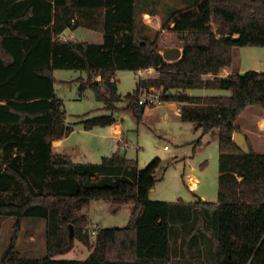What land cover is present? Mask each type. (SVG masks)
I'll list each match as a JSON object with an SVG mask.
<instances>
[{
	"label": "trees",
	"instance_id": "1",
	"mask_svg": "<svg viewBox=\"0 0 264 264\" xmlns=\"http://www.w3.org/2000/svg\"><path fill=\"white\" fill-rule=\"evenodd\" d=\"M137 2L0 0V217L16 219L2 264H170V230L177 213L187 216L182 210L173 215L175 203L151 200L158 158L141 170L119 150L99 164L76 163L71 155L54 151L53 142L74 130L63 119V103L55 94L56 69L87 71L81 90L91 88L110 112L125 101L123 109L133 111L139 122L146 110L139 105L145 89L231 91L230 96L163 97L180 103V119L202 125L204 135L218 130L219 201L201 202L205 214L196 206L192 230L208 215L215 224L217 211L218 232L212 237L217 264H264V153L249 140L251 153L233 142L234 133L242 132L237 123L243 113L252 107L264 110V72L219 76L232 66L236 48L264 47V0H184L185 7L171 9L162 29L173 24L176 46L183 48L182 59L175 62L166 61L157 38L139 26ZM78 28L103 33V42L57 39ZM148 68L158 76L140 79L123 99L116 72ZM93 73L101 79L93 80ZM80 122L91 130L112 126L116 119L86 115ZM94 200L133 205L128 224L99 229L93 245L82 230L87 218L78 212ZM28 218L46 222V253L39 258L22 257L16 250ZM76 240L91 249L88 258L56 259L69 254Z\"/></svg>",
	"mask_w": 264,
	"mask_h": 264
},
{
	"label": "rangeland",
	"instance_id": "2",
	"mask_svg": "<svg viewBox=\"0 0 264 264\" xmlns=\"http://www.w3.org/2000/svg\"><path fill=\"white\" fill-rule=\"evenodd\" d=\"M184 0H138L137 21L146 20L148 28L144 30L157 38L161 47L160 53L167 48L176 46L177 36L169 30H159L155 24L158 19L163 23L171 9L185 7ZM152 13L145 16L144 13ZM142 27V26H141ZM75 41L100 44L103 33L89 29H78ZM235 64L243 71L255 70L264 72V47L236 48ZM221 74V73H220ZM158 73L153 70L149 79L156 78ZM55 94L63 103L66 124L74 131L64 138V151L71 155L76 163L99 164L103 157L110 156L119 150L129 159L136 160L139 169H145L153 160L160 159L161 165L156 172L158 182L151 190V200H161L175 203L173 215L182 210L187 216L177 213L170 230L172 257L170 264H217L214 251L213 236L217 237L216 222L207 216L205 222L194 227L193 210L199 206L205 214L203 203H218L219 201V155L220 147L218 130L204 135L193 123H185L175 114H167L166 106L150 107L139 122L131 110H124L126 102L117 104L118 110L110 112L103 102L97 99L95 92L88 88L80 89V79H88L84 70L56 69ZM99 73H93L97 80ZM206 78H213L212 76ZM115 80L118 81V93L124 99L137 89L140 77L135 71L118 70ZM176 92V91H175ZM194 96H230L231 91L189 90ZM248 114L243 113L238 121V128L243 132L246 128L259 131L257 121L253 119L254 112L263 113L261 109L252 107ZM147 109V108H146ZM113 114L122 127V136L117 138L113 126L95 127L85 130L81 124L82 116H100ZM261 132V131H260ZM244 133V132H243ZM264 133V129L260 134ZM258 135L250 134V139ZM201 140L199 144L198 141ZM165 146L168 149H165ZM154 190V191H153ZM198 203H200L198 205ZM133 202L122 205L108 203L104 200H94L83 206L78 212L85 216L87 223L82 226L84 233L90 236L94 245L97 231L100 228H123L131 216ZM193 205V206H192ZM191 207V208H190ZM213 211V209H212ZM172 215V216H173ZM13 217H0V264L5 252L10 247L14 234ZM74 234V227L72 228ZM207 230L208 233H207ZM47 227L43 219H24L19 233L16 250L22 257H42L46 253ZM89 247L75 241L74 250L60 259H85Z\"/></svg>",
	"mask_w": 264,
	"mask_h": 264
},
{
	"label": "crops",
	"instance_id": "3",
	"mask_svg": "<svg viewBox=\"0 0 264 264\" xmlns=\"http://www.w3.org/2000/svg\"><path fill=\"white\" fill-rule=\"evenodd\" d=\"M150 14L152 13H149V12H146L144 13L145 16H149ZM151 16V15H150ZM141 26L145 29V28H148L149 26L147 25V22L146 20H142L141 21ZM156 27H159L158 29L162 30V23H161V20L158 19V22L155 24ZM173 24L170 25V29H166V30H169L170 32L174 33L173 31H171V28H172ZM78 29H81V28H78ZM78 29L74 30L73 32H76ZM85 29V28H83ZM165 30V29H163ZM75 35V34H74ZM76 38V37H75ZM75 40V39H74ZM236 52L234 53V58H233V63H232V66L231 67H228V68H225L222 70L221 74L219 75L220 77H228L232 74H235V73H244L246 71H243L241 70L240 68H237L236 64H235V60H236ZM157 72V70H155ZM137 73V71H135ZM158 73V72H157ZM209 77V76H208ZM211 77V76H210ZM150 78V77H149ZM155 78V77H154ZM101 77L99 75V77H97V80H100ZM189 90H206V91H221L223 89H180V90H176L175 91H170L169 94H183V95H188V96H194V95H190L189 94ZM205 96H208V95H205ZM204 95L202 97H205ZM166 108H167V114H175L177 115L178 117H180L181 115V104L178 103V102H175V101H167L166 103ZM164 107V106H163ZM256 108V107H255ZM250 109H254V108H250ZM248 109V110H250ZM260 109V108H258ZM148 110V108L145 110V112ZM248 110H246L245 112L248 114ZM263 113H258V112H254L255 113V116L257 117H254V115H252L253 119H255V121H257L258 123V126H259V131L255 130V129H252V128H246L247 131H243L244 134L247 136V139L251 142V144L253 145V148L255 149V151L257 152H261V153H264V133L263 134H260L262 132V129H264V110H262ZM244 112V113H245ZM66 119V118H65ZM64 119V120H65ZM238 125V124H237ZM113 126V129H114V133L116 135L117 138H120L122 136V127H121V124L117 122L116 120V123ZM196 127L198 129H202V126L200 125H196ZM74 131V130H73ZM261 131V132H260ZM250 134H253V135H258V137H255L254 138V142H252V139H250ZM66 138V137H65ZM64 139H60V140H56L53 142V149L56 153H65L64 151ZM154 191V190H153ZM150 198H151V194H150ZM101 229V228H100ZM98 232V231H97ZM97 234V233H96ZM84 245V244H83ZM84 247H87L84 245ZM74 250V249H73ZM72 252V251H71ZM91 254V251H86V258L89 257V255ZM65 255L63 256H59L57 257L56 259H60L62 257H64ZM85 259H77V260H85Z\"/></svg>",
	"mask_w": 264,
	"mask_h": 264
},
{
	"label": "built area",
	"instance_id": "4",
	"mask_svg": "<svg viewBox=\"0 0 264 264\" xmlns=\"http://www.w3.org/2000/svg\"><path fill=\"white\" fill-rule=\"evenodd\" d=\"M57 39L62 42H69L75 39V35L72 30L67 29L61 34H59ZM153 70L155 69L154 68L141 69L137 71V74L140 77V79H149L148 75L151 74ZM166 94H169V92H165V90L163 89H155V88L145 89L142 92L141 98L139 100V105L144 106L146 108H150V107L162 108L167 103V101L163 97ZM165 149H168V147L165 146Z\"/></svg>",
	"mask_w": 264,
	"mask_h": 264
},
{
	"label": "water",
	"instance_id": "5",
	"mask_svg": "<svg viewBox=\"0 0 264 264\" xmlns=\"http://www.w3.org/2000/svg\"><path fill=\"white\" fill-rule=\"evenodd\" d=\"M162 55H163V57H164V59L166 61L175 62V61H178V60L182 59V57H183V50H181L178 47L167 48V49H165L163 51ZM65 118H66V116L63 115V119H65ZM200 126H202V125H200ZM233 142L240 149H242L244 152L251 153V148H250V145L248 143L247 136L244 133L239 132V131L235 132L234 133V137H233ZM72 228L73 227L71 226L70 227L71 240L74 237Z\"/></svg>",
	"mask_w": 264,
	"mask_h": 264
}]
</instances>
